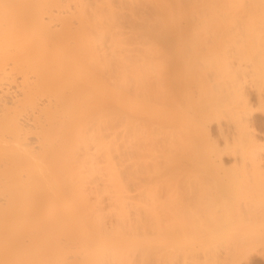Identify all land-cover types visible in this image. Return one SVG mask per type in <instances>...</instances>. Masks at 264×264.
I'll use <instances>...</instances> for the list:
<instances>
[{"label": "bare ground", "instance_id": "1", "mask_svg": "<svg viewBox=\"0 0 264 264\" xmlns=\"http://www.w3.org/2000/svg\"><path fill=\"white\" fill-rule=\"evenodd\" d=\"M249 79L264 116V0H0V264L174 263L222 244L176 208L217 185L225 154L264 174ZM225 119L221 145L209 126Z\"/></svg>", "mask_w": 264, "mask_h": 264}, {"label": "rangeland", "instance_id": "2", "mask_svg": "<svg viewBox=\"0 0 264 264\" xmlns=\"http://www.w3.org/2000/svg\"><path fill=\"white\" fill-rule=\"evenodd\" d=\"M248 81L250 82L246 83V86L248 87L246 89V93L251 103V107L253 108V111H254V114L250 118L251 127L252 129L256 131V133H258V136H262L264 134V116H262V114H258L257 110L255 109L258 106L257 105L258 104V99H257L258 92L255 89L256 88L255 85L252 84L253 81L250 79ZM209 128H210L209 130H210L212 139L215 141H218V143L221 145H223L226 139L232 141L233 137L235 136V128L233 124L229 122L227 119L222 120L221 124H218L216 122L212 123L210 124ZM237 158L238 157L236 156L233 157V155L231 156L229 154H225L224 157H222L221 164L223 163L222 164L223 173L221 172L218 176H214L218 178L219 182L217 183V185H214L215 183H212V185L210 184V189H205V190L201 189V191H199L200 187L197 186V187H194L192 190H186V191L182 190L181 192L179 191V194L181 195V197L183 196L182 199L184 200L185 203L187 202V205L185 204L186 205V206L184 205L185 207L183 205L179 206L180 209L176 208L177 212L179 210L181 212V208H183L182 212L179 214L180 218L181 217L184 218V216H180L184 213H185L184 215L186 216L187 215L194 216L195 214V217H196L195 221L196 222L202 221L203 227L196 226L199 232L202 228H203L202 230L206 229V227L212 228L213 226H215L214 228H212V230H214L216 227L220 228L221 230L219 231L216 228V231H218L219 233L223 232L222 233L223 238L220 241L222 242L224 240L222 242L223 245L220 243L217 244L215 242L217 245L215 244L214 246L213 244L211 248L208 249L209 252L208 250L207 252L206 250L204 251L203 248L202 250L200 249L198 250L199 245H197L195 252L194 251L192 253L190 252L191 255L189 252L187 253L185 251H182V252L180 251L179 253H177V257L174 263L172 262V256L167 254L165 251L161 253L162 254L160 256L161 258H159L161 260H159V262L156 261L157 263L153 261V263H156V264H233V263L234 264H264V176H263L264 174L263 173L253 174V171H247L246 173H243V174L237 173L236 169H232V167L234 168L235 165H236L235 168H238L240 165L239 158L238 159ZM231 169L233 170V173L230 172ZM250 173H252V175ZM244 174L246 175V178H244L245 177ZM237 180H240V181L243 180V182L240 183V182H237ZM250 185L252 186V189L254 187L253 190L251 189ZM199 199L201 200V204H200ZM165 202L166 204H164L163 202V206L165 207V211H166L165 214L167 216L166 218L170 217L169 218L170 220L168 219V221L171 222V220L173 219L171 213L173 214V212L170 209H173V208L171 207L169 208L168 206H166L169 203L166 200ZM205 202H207L208 204H205ZM223 202L225 203L224 205L222 204L223 205L222 206L221 203ZM227 203L230 205H228ZM209 204L211 207L209 206ZM204 205L205 206L208 205L207 208L204 207L205 210L204 208H201ZM186 207L188 211H186L187 210ZM230 209L231 210L233 209V211H231ZM184 210L188 213H186ZM170 211L171 213H169ZM200 212L204 213L202 214L203 217ZM213 212L215 213L216 216L213 215L214 214ZM198 213L201 215L200 217H202L203 219L199 217ZM209 213H211L210 214L211 216L217 217L216 219H218V222H221L220 224H222L221 227L220 225L219 226L217 225L218 224L217 221L215 222L216 219L213 220V224H212V219L211 217H209ZM230 214L233 215V216H230L231 218L228 217V215ZM168 215L170 216L168 217ZM206 218L211 219L210 220L211 224H208L210 223V221L208 222V219ZM227 218L229 219V221ZM179 220L183 221V219H179ZM220 220L224 222L226 221V222L224 223ZM165 221L167 220H164V222ZM168 224L169 223H166V222L164 223V225H167V226ZM197 224L200 225L201 223H195V225ZM172 225H173V222L169 224V226H172ZM206 231L203 234L208 233ZM202 232H200V234ZM211 233L213 235V232ZM202 236H206V235H202ZM218 236H220V234H218Z\"/></svg>", "mask_w": 264, "mask_h": 264}]
</instances>
